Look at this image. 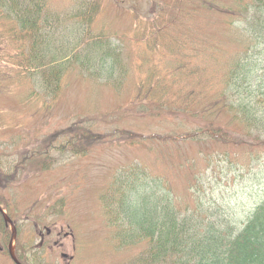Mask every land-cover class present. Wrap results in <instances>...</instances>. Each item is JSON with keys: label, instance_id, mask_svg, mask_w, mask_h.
Segmentation results:
<instances>
[{"label": "trees", "instance_id": "obj_1", "mask_svg": "<svg viewBox=\"0 0 264 264\" xmlns=\"http://www.w3.org/2000/svg\"><path fill=\"white\" fill-rule=\"evenodd\" d=\"M106 1L82 0L73 13L61 14L47 0H0V55L4 65L12 70L11 75L36 71L27 78L35 87L39 84V88L29 89L31 92L22 102L25 106L36 101L38 107L40 104L47 107L50 98H58L62 82L70 72L96 78L106 73L107 81L116 76L125 78L126 75L122 74L127 69L122 61L121 42L116 45L110 42L103 36V31L95 38L85 37L86 26L95 21ZM233 2L230 6L226 0H221L220 4L215 0H181L172 7L176 10L175 16L180 18H188L196 9L198 15H202V10L210 9L217 12L226 26L230 23L224 17L240 19L243 26L250 28L252 38L240 42L232 57L233 63L221 71L202 64L193 72L197 76H186L189 67L180 55V44L189 42L191 35L190 32L172 30L173 21L169 25L166 16L169 14L168 5L151 12V17L135 19L137 23L132 29L133 35L137 36L135 44L147 54L141 58L148 64L142 67L138 61L141 70L137 71L139 76L135 79L137 90L127 109L156 118H176L182 114L193 122L182 141L198 145L197 153L205 163L206 169L201 171L199 179L202 185L200 194H204L203 187L208 184L205 181L207 174L204 175L207 168L213 172L217 169L229 171L241 166L244 162L242 155H245V166L250 167L258 160L259 152H264V0ZM65 19L69 20L70 30L66 28ZM182 29L186 31L185 26ZM172 32L182 34L174 38ZM11 34L15 36L13 40ZM211 37L209 32L203 36V41L198 36L200 47L191 48V52L196 55L198 49L209 57L206 48ZM7 40L8 43H4ZM26 48L29 51H24ZM183 49H187L185 44ZM163 59L169 61L170 67L161 64ZM208 74L221 77L219 81H213L214 84L221 82V85L212 92L209 86L206 88ZM18 87L11 81L7 91L18 94ZM141 103L143 109L137 111L136 104ZM220 115H225L226 121L220 120ZM155 135L140 133L127 137L153 140ZM56 137L64 140L58 145L59 152L70 155H82L88 151L83 141L101 139L100 135L94 136L88 125L81 124L57 131L52 139ZM180 142L172 136L158 140L164 153L169 154L180 147ZM212 143L234 151L216 154L214 150L205 149ZM53 149L49 142L46 147L36 144L32 153H27L16 163L1 158L0 180L4 177L3 183L7 185L27 169L46 170L55 161L49 155V150ZM116 179L110 188L107 187L102 199L107 227H115L116 233L121 231L118 239L110 228L112 239L119 246L143 244L138 264H264V196L241 220H233L228 213L221 216L216 211L211 219L206 209L213 210L214 207L203 202V198L194 202L193 207L177 212L173 207L174 194L157 188L160 177L146 165L123 169L117 173ZM118 186L121 187L119 193L115 191ZM140 190L147 195H138ZM113 216L120 222L116 226L111 220ZM4 226L0 215V234ZM15 255L21 263L28 264L19 252L16 251Z\"/></svg>", "mask_w": 264, "mask_h": 264}, {"label": "rangeland", "instance_id": "obj_2", "mask_svg": "<svg viewBox=\"0 0 264 264\" xmlns=\"http://www.w3.org/2000/svg\"><path fill=\"white\" fill-rule=\"evenodd\" d=\"M47 1L54 10L69 14L76 10L82 0ZM180 1L107 0L92 23V30V24L86 26L85 37L95 38L103 31V36L110 39V42L115 45L121 42L122 61L127 69L122 74L126 75L125 78L121 79L115 74V81H107L109 77L106 73L96 78L70 72L62 82L58 98H50L47 107L41 104L38 107L36 101L29 106L22 103L31 92L29 89L39 88V84L35 87L34 82L27 78L36 71L11 75L12 70L4 65L0 55V160L6 158L7 162L16 163L27 153H32L36 144L46 147L49 142L54 147L49 150V155L55 161L46 170L27 169L7 185L3 183L4 177L0 180V206L11 218L16 229L12 241L13 252H19L24 262L138 264V254L143 244L119 246L112 239L111 229L115 233L118 230L107 227L102 201L107 187L110 188L117 181V173L130 166L146 165L159 176L160 183L157 188L161 187L174 194L173 207L177 212L185 207H193L194 202L203 198V202L214 207L213 210L206 209L211 219L216 211L221 216L228 213L233 220H241L262 199L264 152H259L258 160L250 167L245 166V155H242L244 162L237 163L241 166L233 167L229 171L217 169L213 172L210 167L207 168L204 175L207 174L205 181L208 184L203 187L204 194H200L202 185L199 179L205 163L197 153L198 145L182 141L185 139L186 130H191L194 125L193 122L185 119L182 114L176 118H156L127 109L131 96L137 90L135 79L139 76L137 71L141 70L138 61H141L142 67L148 64V61L141 58L147 54L135 44L137 36L132 32L134 24L137 23L135 19L151 17V12L161 10L163 5L169 6V14L166 16L169 17V25L173 21L170 26L172 30L190 32L191 35L189 42L180 44V55L188 62L189 71L186 76L192 78L194 74L197 76L193 72L202 64L212 70L228 68L233 63L232 57L239 49L240 42L252 38L250 28L243 26L240 19H227L223 16L230 23L226 26L217 12L210 9L202 10L203 16L198 15V9L188 18L175 16L176 10L172 7ZM215 2L220 4L221 0ZM226 4L233 6L234 2L226 0ZM65 24L70 30L68 19H65ZM182 26L186 27V31H183ZM206 31L212 35L207 40L209 47L206 48L210 56L198 52V49L194 55L191 48L200 47L198 36L203 41V36L208 34ZM172 33L174 38L182 34ZM10 38L13 40L14 34ZM4 43H8V40ZM184 44L186 50L183 49ZM24 51H29V48ZM183 53L186 54L183 56ZM161 64L165 68L170 67L168 60L163 59ZM161 64L158 66L162 67ZM118 67L122 68L119 65ZM23 68L27 70L24 64ZM220 78L218 75L208 74L206 88L209 86L211 92L212 89H217L221 82L214 84L213 81L217 82ZM11 81L19 85L18 94L7 91ZM142 109V103L136 104L137 111ZM224 117L225 115H220L219 119L226 121ZM78 124L88 125L94 136L100 135L101 139L83 141L88 151L82 155L60 153L58 145L64 140L58 137L55 140L52 136L57 131ZM140 133L156 134V137L153 140L127 137L128 134ZM170 136L181 142L180 147L169 154L164 153L158 140ZM208 145L205 149L214 150L216 154L234 151L213 143ZM7 172L10 173L9 170ZM115 191L119 193L121 187L118 186ZM140 194L147 195V192L140 190L138 195ZM111 220L114 226L119 221L116 216L111 217ZM2 230L0 246L3 250L0 251V264H14L7 254L12 228L6 224ZM116 235L120 239L121 231Z\"/></svg>", "mask_w": 264, "mask_h": 264}, {"label": "water", "instance_id": "obj_3", "mask_svg": "<svg viewBox=\"0 0 264 264\" xmlns=\"http://www.w3.org/2000/svg\"><path fill=\"white\" fill-rule=\"evenodd\" d=\"M0 211H1V209H0ZM3 215H4V214H3ZM4 218H5V221H6V222H8V223H10V224L12 225V221H11L8 217H6V216L4 215ZM15 234H16V230H15L14 227H12V232H11V237H10V242H9L8 250H9V254H10L12 260H13L16 264H20V263L17 261V259L15 258L14 254H13V252H12V245H11V242H12V240L14 239Z\"/></svg>", "mask_w": 264, "mask_h": 264}]
</instances>
